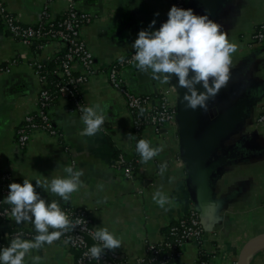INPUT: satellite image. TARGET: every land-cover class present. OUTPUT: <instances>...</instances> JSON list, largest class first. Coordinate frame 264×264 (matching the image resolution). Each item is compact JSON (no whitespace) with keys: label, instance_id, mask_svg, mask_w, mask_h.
Returning <instances> with one entry per match:
<instances>
[{"label":"crops","instance_id":"1","mask_svg":"<svg viewBox=\"0 0 264 264\" xmlns=\"http://www.w3.org/2000/svg\"><path fill=\"white\" fill-rule=\"evenodd\" d=\"M2 1L24 24L38 21L45 8L54 15L68 8V0ZM78 6L95 15L82 29V38L94 54L96 69L83 87V97L88 107L100 104L106 109L107 119L102 131L91 137L84 136L81 116L60 100L50 113L62 137L36 131L26 147L20 146L16 130L26 114L37 109L36 95L42 87L32 63L50 60L58 44L50 41L42 48L26 44L8 32L0 18V173L9 172L20 184L27 178L35 187V180L43 183L55 177H66L65 167L83 169L84 186L73 192L67 202L43 188L37 187L36 191L48 203L56 199L61 205L88 209L96 228L107 227L121 238L122 245L115 250L134 258L144 255L149 242L160 241L163 230L189 212L194 206V193L186 181L187 170L181 159L176 123L158 130L153 126L144 128L141 139L151 141L154 147L161 144L165 147L152 160L141 162L136 152L132 115L124 96L109 82L107 68L134 50L132 44L138 33L149 29L152 21H155L152 30H158L162 20L168 18L173 2L78 0ZM263 21L264 0H227L216 20L223 26L229 41L237 45L232 54V69L244 66L249 71L242 77L241 90L248 89L246 92L256 93L258 98L238 133L229 140L235 145L234 158L217 175L215 196L220 211L203 220L207 231L204 248L212 254L205 264H237L243 245L264 233V122L257 119L264 109V46L253 43L251 38L255 27ZM12 60L16 62L6 67ZM127 67L124 76L131 88L138 69L135 62ZM176 83V78L169 84L152 80L141 86L136 83L142 91L132 90L156 96L163 87H170V101L176 105ZM120 154L129 159L136 157L132 178H127L115 166ZM162 163H167L168 167L160 175ZM157 189L171 198V205L165 206L169 210L165 211L153 201ZM13 228L37 234L33 224H17L13 218L0 225V232ZM198 252L197 242H187L183 246V261L196 264ZM36 255L41 257L40 264H77L78 252L56 240L40 250H33L26 256L25 264H32L31 257ZM249 264H264V248L252 256Z\"/></svg>","mask_w":264,"mask_h":264},{"label":"built area","instance_id":"2","mask_svg":"<svg viewBox=\"0 0 264 264\" xmlns=\"http://www.w3.org/2000/svg\"><path fill=\"white\" fill-rule=\"evenodd\" d=\"M172 2L173 5L186 9V0H172ZM94 17L93 13L79 8L78 0H68V8L62 14L54 15L45 8L38 21L24 24L8 11L4 2L0 0L1 22L12 36L26 44H35L39 48L50 41L58 44V50L50 58L55 61L52 70L45 65L46 61L32 63L42 87L36 95L37 109L26 114L23 123L16 130L17 141L21 147L28 145L32 134L36 131H46L51 135L62 137V132L54 128L48 114V108L55 100L65 101L72 111L80 116L82 115L80 107H88L83 97V87L96 69L94 54L82 38V29ZM167 19H163L160 26ZM251 38L253 43L264 46V21L255 27ZM134 54L135 50L123 57V60L118 59L112 63L107 68V76L111 85L125 98L133 118L135 136H141L147 126H153L158 130L167 124L176 123L177 109L170 101L172 92L170 87H163L158 96L140 94L130 89L124 76V69L134 63ZM15 62L16 60H12L6 67ZM257 119L259 122H264V109ZM136 160V157L129 159L126 155L120 154L114 163L127 178H132ZM0 181L3 184L0 186V225H2L11 218L12 205L4 201L8 195V186L19 182L6 171L0 173ZM61 208L71 220L75 221L79 218L81 221L80 225L57 240L78 252L77 264H176L177 260L182 258L183 246L190 242L188 240L197 242L199 250L205 249L204 240L207 231L200 213L193 206L177 224L170 227L166 239L163 237L158 242H149L144 255L128 258L116 250H105L101 258L95 260L86 255L89 248L97 243L92 235L97 228L90 211L72 204L61 205ZM18 233H23V237L28 238L35 236L34 232L22 228H13L12 232L1 231L0 248L7 246V237H10L7 240L9 243Z\"/></svg>","mask_w":264,"mask_h":264},{"label":"clouds","instance_id":"3","mask_svg":"<svg viewBox=\"0 0 264 264\" xmlns=\"http://www.w3.org/2000/svg\"><path fill=\"white\" fill-rule=\"evenodd\" d=\"M209 15L207 10L205 14L197 15L191 8L182 9L173 5L167 21L158 30H152L155 25V21H152L149 29L141 30L132 44L135 50L133 60L140 72L147 73L152 80L161 84H169L176 78L179 87L186 90L182 101L185 109L200 108L205 113L208 112V102L228 85L232 54L237 50V45L229 41L223 26L210 19ZM79 110L82 113L84 136L91 137L102 131L107 119L104 107L96 104L94 107L81 106ZM129 137L134 138L131 134ZM164 147L162 144L154 147L151 141L140 139L136 144V152L141 162L147 163L159 155ZM167 167V163L159 165L160 175ZM64 172L67 173L66 177H55L50 182L35 180V187L27 178L23 184H9L4 201L12 205L11 218L17 224H33L37 234L29 240L23 238V233H18L7 247L0 248V264H25L26 256L33 250L51 245L80 225V219L71 220L58 200L53 199L48 203L36 191L37 187L43 188L63 201H69L71 194L84 186L81 180L84 170L65 167ZM152 199L165 211L169 210L165 206L172 203L171 198L160 189H157ZM92 235L97 243L86 253L92 259L99 260L105 250H115L122 245L121 238L107 227L97 228ZM31 260L32 264H40L41 257L32 256Z\"/></svg>","mask_w":264,"mask_h":264},{"label":"water","instance_id":"4","mask_svg":"<svg viewBox=\"0 0 264 264\" xmlns=\"http://www.w3.org/2000/svg\"><path fill=\"white\" fill-rule=\"evenodd\" d=\"M226 2L227 0H186V9L191 8L197 15H203L207 10L209 18L216 22ZM127 69L128 67L124 71ZM248 72L244 66L232 69L228 85L208 102L207 113L200 108L186 110L182 102L186 90L179 87L178 81L176 83V125L181 159L187 170V184L194 193V207L200 213L202 222L208 216L219 214L220 207L215 196L218 172L234 158L235 145L229 140L238 133L243 119L258 98L256 93L240 88L242 77ZM144 82H152V79L147 73L138 70L133 76L130 89L142 91L143 88L136 87V83L141 86ZM200 90L203 91L202 88ZM155 92H158L157 87ZM262 248L264 233L249 239L243 245L237 264H249L252 256Z\"/></svg>","mask_w":264,"mask_h":264},{"label":"trees","instance_id":"5","mask_svg":"<svg viewBox=\"0 0 264 264\" xmlns=\"http://www.w3.org/2000/svg\"><path fill=\"white\" fill-rule=\"evenodd\" d=\"M37 47V46H36ZM45 65L46 66H48V68H50L51 70L54 68V66H55V61L53 60V59H50V60H48V61H46L45 62ZM132 90V89H131ZM156 96H158V93H157V95ZM57 102H59V100H55L53 103H52V105L48 108V114H49V116H50V119H51V121H52V123H53V125H54V128H56L57 130H59L60 132H61V129L57 126V124L55 123V121L53 120V118H52V116H51V113H50V110H51V108L57 103ZM136 138H137V142L141 139V137L139 136V135H136ZM0 186H3V184H2V182L0 181ZM178 223V221H175V222H173L172 224H170L168 227H166L164 230H163V237L166 239L167 238V236H168V232H169V229H170V227L172 226V225H174V224H177ZM203 225L205 226V224L203 223ZM13 230V229H12ZM12 230H10L11 232H12ZM7 236V235H6ZM6 236H5V239H6ZM10 239V237H7V239H6V244H7V246H8V242H7V240H9ZM188 241H192V240H188ZM6 246V247H7ZM200 246H202L201 244H200ZM211 257H212V254H210V253H208V252H206V250L205 249H200L199 250V255H198V261H197V263L196 264H205V263H208L209 262V260L211 259ZM176 264H186L184 261H183V259L181 258V259H178L177 260V263Z\"/></svg>","mask_w":264,"mask_h":264},{"label":"rangeland","instance_id":"6","mask_svg":"<svg viewBox=\"0 0 264 264\" xmlns=\"http://www.w3.org/2000/svg\"><path fill=\"white\" fill-rule=\"evenodd\" d=\"M167 125H169V124H167Z\"/></svg>","mask_w":264,"mask_h":264}]
</instances>
